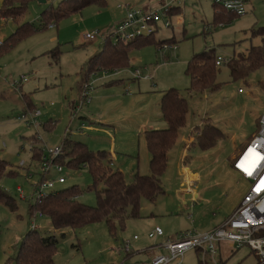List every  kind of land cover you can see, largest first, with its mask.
Segmentation results:
<instances>
[{
    "label": "rangeland",
    "instance_id": "obj_1",
    "mask_svg": "<svg viewBox=\"0 0 264 264\" xmlns=\"http://www.w3.org/2000/svg\"><path fill=\"white\" fill-rule=\"evenodd\" d=\"M44 1L30 0L19 17L0 20V43L22 23L30 22L38 28L42 12L60 2ZM123 4L135 9L159 8V0H107L103 7L90 4L80 12L52 19L56 26L39 29L10 49L0 50V160L15 173L6 172L0 178V188L15 204V210H11L0 202V264H14L12 258L18 244L31 226L37 228L39 235H54L57 239L55 264H149L150 258L144 251H136L134 243L145 247L168 239L157 242L148 238L150 223L151 228L157 225L163 232L181 230L175 238L183 233V227L199 233L235 208L248 188L246 181L230 173L228 159L233 137H239L236 145L241 150L257 129L258 116L264 109V69H256L245 79L232 80L226 62L259 44L260 36L251 35L250 29L264 26V0H249L251 10L226 24L213 23L212 0H175L179 10L171 17L172 25L159 26L154 39L173 38L177 47L157 48L146 42L129 53L127 68L90 73L86 82L90 85L91 103L76 111L88 57L101 46L104 36L113 32L117 15L124 16ZM178 16L183 18L182 24L176 22ZM86 33H95V38L84 40ZM211 49L225 60L217 67L219 87L188 92L187 62L193 55ZM135 67L142 74L149 72L152 79L133 80L131 72ZM168 88L177 89L185 98L186 120L168 151L161 176L164 193L154 203L141 200L139 217H127L124 226L116 224L115 234L110 235L103 221L66 228L61 233L53 231L48 216L29 214L35 200L21 198L17 188L29 195L32 184L40 178V162L32 158L34 149L55 147L65 138L86 143L95 153L104 151L108 166L119 168L126 181L135 172L148 173L150 156L142 125L150 119L155 124L161 121L159 99ZM26 99L41 112L37 126L17 120L27 111ZM87 116L91 119L87 123L93 126L90 130L80 126L81 122L86 124ZM208 118L223 137L208 149L185 148L189 137H194ZM109 151L114 152L112 164ZM188 173L194 174L195 179L188 181ZM49 175L57 177L53 171ZM62 175L65 182L57 188L76 186L80 191L78 201L90 206L97 203L87 167L64 166ZM102 187L101 183L96 185L97 190ZM134 235L136 240L132 239ZM128 240L129 256L114 250ZM180 263L197 264L195 250L187 251Z\"/></svg>",
    "mask_w": 264,
    "mask_h": 264
},
{
    "label": "trees",
    "instance_id": "obj_2",
    "mask_svg": "<svg viewBox=\"0 0 264 264\" xmlns=\"http://www.w3.org/2000/svg\"><path fill=\"white\" fill-rule=\"evenodd\" d=\"M29 1L2 0L0 17L16 19L26 9ZM106 1L60 0L56 7L49 6L42 12L38 28L30 22L22 23L0 43V50L1 48L8 50L24 37L39 29L46 28L52 23V19L58 20L73 12H80L90 4L103 7L106 5ZM178 10L179 7H172L169 13L173 15ZM237 16L222 6L213 4L214 24L229 23ZM250 34L260 36V42L258 45H251L246 53H237L226 62L232 80L245 79L256 69H264V26L250 29ZM104 40L100 53L91 57L85 66L86 78L92 72L128 67L130 51L139 48L143 43L152 42L157 48H161L163 44L172 43L174 39L155 40L153 34L128 42H114L109 34ZM215 58L216 56L211 49L197 53L189 59L185 69V73L189 77L188 92L212 91L219 87V83L216 81L218 66L215 64ZM26 102H28L27 110H34L30 101L26 99ZM160 111L166 126L143 132L145 145L150 156L147 174L135 172L132 179L126 181L120 170L111 169L108 166V157L104 151L95 153L86 144L65 138L61 143L62 154L57 162L63 167H78L82 164L88 168L93 179L92 187L96 190L97 203L90 206L78 201L80 191L76 186L55 187L34 204H30L29 214L33 215L34 212H38L48 216L53 230L60 232L66 228L76 229L90 223L103 221L110 235L115 234L116 224H119L120 227L124 226L127 217H139L141 200L154 203L156 198L164 193L161 176L167 166L168 151L174 145L179 129L185 124L186 100L177 89L168 88L162 93ZM222 137L221 130L208 118L201 125V128H197L194 140L190 142L188 147L197 146L200 149H208ZM32 158L40 162V149H34ZM6 172L9 175L15 174L13 170L9 169L7 162L0 160V178ZM98 183L103 185L100 190L96 189ZM0 202L11 210H15L14 200L1 188ZM56 246L57 239L54 235H39L37 228L30 227L18 244L16 254L12 258L13 263L55 264ZM128 255L126 254V256ZM198 264L200 263L198 262Z\"/></svg>",
    "mask_w": 264,
    "mask_h": 264
},
{
    "label": "built area",
    "instance_id": "obj_3",
    "mask_svg": "<svg viewBox=\"0 0 264 264\" xmlns=\"http://www.w3.org/2000/svg\"><path fill=\"white\" fill-rule=\"evenodd\" d=\"M175 0H159V8L135 9L129 4H123L124 16L116 23L113 32L110 34L114 42H128L137 38L153 35L159 26L170 27L172 24L169 10ZM249 0H212L213 4L222 6L224 9L240 16L246 13ZM48 27H54V23ZM97 33V32H96ZM84 40H93L95 33H86ZM173 47L172 43H165L163 47ZM225 60L216 56L217 66ZM132 78H149L143 76L139 69L131 72ZM90 85L85 81L79 93V98L74 106L75 110L82 109L85 103H89ZM241 92V89H238ZM39 111L27 110L17 116V120L27 125L37 126ZM256 132L251 136L249 142L238 151L232 159L233 168L240 174L242 179L248 181V188L238 205L233 211L216 227L202 232H185L175 239H168L163 244H154L149 249L163 248L166 253H156L151 256L150 264H181L183 255L190 250L198 254L200 264H219L217 259V243L228 241L235 247L246 246L256 256L257 264H264V109L258 117ZM40 178L32 184V192L25 195L20 187L17 188L20 197L35 202L46 195L47 192L55 189L56 185L65 182L62 175L63 165L57 160L62 154V145L55 147L43 146L41 149ZM257 154L260 157L257 159ZM53 171L57 174L52 178L49 174ZM34 202V203H35ZM40 214V213H39ZM32 228H36L31 226ZM163 235V230L156 226L147 234L148 238H155ZM133 240L137 239L134 235ZM130 241L123 242L117 247L120 252L126 254L131 251Z\"/></svg>",
    "mask_w": 264,
    "mask_h": 264
},
{
    "label": "crops",
    "instance_id": "obj_4",
    "mask_svg": "<svg viewBox=\"0 0 264 264\" xmlns=\"http://www.w3.org/2000/svg\"><path fill=\"white\" fill-rule=\"evenodd\" d=\"M251 3V2H250ZM252 4V3H251ZM1 6V5H0ZM175 7H179V5H176ZM147 7H145V9H146ZM248 9L249 10H251V7H250V4L248 5V8H247V11H248ZM173 15H176V14H173ZM173 15H172V17H173ZM121 16L122 15H120V14H118L117 15V22L121 19ZM0 20H4V18H2V17H0ZM175 20H176V22L178 23V24H182L183 23V18L182 17H175ZM172 21V20H171ZM116 22V23H117ZM115 23V24H116ZM172 25V24H171ZM109 35V34H108ZM108 35H106V36H104V39H105V37H107ZM174 36V35H173ZM103 39V42L105 41ZM175 40H173L172 41V44H174V45H176V43L174 42ZM102 47H103V43L101 44V46L93 53V55L92 56H89L88 57V59H90L91 57H93V56H95V55H97V54H99L100 53V51L102 50ZM176 47H177V45H176ZM131 52V51H130ZM128 62H129V65H130V58L128 57ZM128 65V66H129ZM125 68H127V67H125ZM147 67H143V69L144 70H147L146 69ZM122 69H124V68H122ZM135 69H138V68H136L135 67ZM115 70H118V69H113V71H115ZM133 70H134V68H133ZM143 76H146V75H149L150 77L148 78V79H152V75L149 73V72H147L146 71V73H144V74H142ZM89 78V75H88V77L86 78V76H83L82 77V81H81V83H80V86H79V89L81 90V88H82V84H83V82L86 80V79H88ZM132 78V77H131ZM141 78H144V77H141ZM133 80H135L134 78H132ZM146 79V78H145ZM137 81V80H136ZM138 85H139V82H138ZM80 90H79V92H80ZM164 91V90H163ZM163 91L161 92V96H162V93H163ZM79 96V94L77 95V97ZM161 96H160V99H161ZM160 99H159V108H160ZM74 102V101H73ZM75 102H76V100H75ZM74 102V103H75ZM90 103H91V101H89ZM263 111V110H262ZM40 112V111H39ZM260 114H261V112H260ZM41 115V112H40V114H39V116ZM260 116V115H259ZM258 116V117H259ZM86 118V124H83L82 122L80 123V126L81 127H83L84 129H86V130H90V129H92L93 128V126L92 125H90L89 123H87V122H90V117L89 116H87V117H85ZM159 120H161L160 122H158L157 124H155L154 122H153V120L152 119H150V122L148 121V122H146V123H144V125H142V128H143V132L145 131V130H149V129H161V128H164L165 126H166V124H165V122H164V120L162 119V117H161V119H158V121ZM163 122V123H162ZM214 124V123H213ZM216 127H218L216 124H214ZM256 132V131H255ZM254 132V133H255ZM253 133V134H254ZM252 134V135H253ZM251 135V136H252ZM251 136L249 137V139L251 138ZM248 139V140H249ZM71 140V139H70ZM194 140V137H189V139L187 140V142H186V144H185V148H188V145L190 144V142H192ZM238 140H239V137L237 136V135H235L234 137H233V139H232V143H233V147H232V149H230V153H229V159H228V161H229V168H228V170L230 171V173H232V175H233V173H234V177L235 178H240V179H242V177L240 176V174L233 168V166H232V159H233V157L235 156V154L240 150V147H238L237 145H236V143L238 142ZM84 144H86V143H84ZM87 145V144H86ZM88 146V145H87ZM238 147V148H237ZM90 148V147H89ZM172 148V147H171ZM171 150V149H170ZM169 150V151H170ZM184 152V151H183ZM108 154H109V157H110V164H112V158H114L113 156H114V152H108ZM169 154V153H168ZM113 155V156H112ZM148 156H149V154H148ZM116 157V156H115ZM118 168V167H117ZM118 170H120L119 168H118ZM121 171V170H120ZM142 174H147V173H142ZM186 178H187V180L189 181V180H194L195 179V176H194V174H192V173H188V176H186ZM242 180H244V179H242ZM244 181H246V180H244ZM247 182V184H248V181H246ZM186 191L187 192H189L187 189H186ZM190 192H192V189H190ZM236 207V206H235ZM234 209V208H233ZM233 209L232 210H229L228 211V213H227V215L226 216H224L223 218H221V219H219L216 223H214V225H212V226H209V227H204V228H202L201 230H199V232H202V231H206V230H210V229H213L214 227H216L217 225H219L232 211H233ZM157 225H155L154 227H156ZM152 227V223H150L149 224V226H148V229H147V234L149 233V232H151L153 229H154V227L153 228H151ZM159 227V226H158ZM186 230H188L187 229V227H183L182 228V232L183 233H185V232H188V231H186ZM53 231H55V230H53ZM178 232H180L181 233V230H175V231H172V232H170V231H165V232H163V235L162 236H159V237H155V239L157 240V242H159V241H163V240H165L164 238H168V239H174L175 238V235H177L178 234ZM168 239H166V240H168ZM165 240V241H166ZM160 244V243H159ZM154 245V244H153ZM152 244L151 245H149V246H145L144 247V245L143 244H141V243H138V242H135L134 243V248L136 249V251H144L145 252V254H146V256L147 257H149V258H151V256L152 255H154V254H156V253H161V251L160 250H162V249H149V247H151V246H153ZM244 246H241V247H235V245L234 244H232V243H230V242H228V241H221V242H219V243H217V259H218V261H219V264H257V256L248 248V249H244L243 248ZM114 250H116L117 252H120V251H118L117 250V248H114ZM164 250V249H163ZM164 253H166V251L164 250ZM129 256V255H128ZM196 257H197V259H198V254L196 253ZM199 262V261H198ZM150 264V263H149ZM198 264V263H197Z\"/></svg>",
    "mask_w": 264,
    "mask_h": 264
},
{
    "label": "snow or ice",
    "instance_id": "obj_5",
    "mask_svg": "<svg viewBox=\"0 0 264 264\" xmlns=\"http://www.w3.org/2000/svg\"><path fill=\"white\" fill-rule=\"evenodd\" d=\"M260 157L258 156V154H257V159H259ZM261 183H262V185H264V181H261Z\"/></svg>",
    "mask_w": 264,
    "mask_h": 264
},
{
    "label": "water",
    "instance_id": "obj_6",
    "mask_svg": "<svg viewBox=\"0 0 264 264\" xmlns=\"http://www.w3.org/2000/svg\"><path fill=\"white\" fill-rule=\"evenodd\" d=\"M41 2H45L44 0H40Z\"/></svg>",
    "mask_w": 264,
    "mask_h": 264
}]
</instances>
